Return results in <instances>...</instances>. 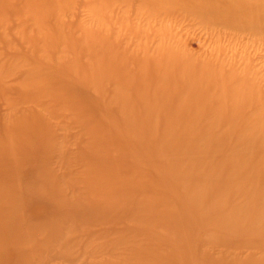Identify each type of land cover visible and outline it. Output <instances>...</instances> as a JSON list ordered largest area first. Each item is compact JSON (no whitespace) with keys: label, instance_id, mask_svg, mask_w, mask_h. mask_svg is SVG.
<instances>
[{"label":"rangeland","instance_id":"374dc122","mask_svg":"<svg viewBox=\"0 0 264 264\" xmlns=\"http://www.w3.org/2000/svg\"><path fill=\"white\" fill-rule=\"evenodd\" d=\"M38 1L42 8L0 0V264H264L262 216L253 229L219 231L162 186L166 176L183 174L185 184L203 174L180 171L183 162L264 154V128H255L264 114V24L253 21L264 3L243 10L252 0H219L209 11L188 0ZM109 64L123 71L119 82L104 71ZM92 69L105 95L130 94L135 75L150 83L148 96L180 85L190 95L194 80L208 87L219 80L233 98L218 101L216 87L206 86L205 101L237 107V130L163 138L167 118L157 114L151 136L128 137L127 118L142 123L151 115L140 102L121 111L116 91L97 94L80 80ZM247 117L255 123L245 125ZM248 177L264 183V167L248 165L235 180ZM226 179L214 182L239 184ZM230 193L223 192L230 206L243 204ZM219 214L213 208L211 218Z\"/></svg>","mask_w":264,"mask_h":264},{"label":"bare ground","instance_id":"6f19581e","mask_svg":"<svg viewBox=\"0 0 264 264\" xmlns=\"http://www.w3.org/2000/svg\"><path fill=\"white\" fill-rule=\"evenodd\" d=\"M32 1L34 3H37L34 5L33 8L37 9L36 6H38L39 8H42V5L40 4V2L38 0H32ZM40 1H42V0H40ZM234 1L236 2L237 0H234ZM160 2H162V1H160ZM187 2H188V4L190 3L193 5H195V2H199L197 5H202V6L204 5L202 8H206L209 11H211V9H214L215 7L220 6L219 0H188ZM34 3H32V4H34ZM259 3L260 4L264 3V0H252L251 4H248V6H246L244 4H240V6H241L240 8L243 10L244 9H246V10L250 9L251 10L252 8L254 9L256 7L262 6V5H258ZM254 5H255V7H253ZM255 11L257 13V16H256V19H253V21L256 20V21H254L255 23H259V24L263 23L264 24V11H262L261 9H258V8ZM39 18H41V17H39ZM96 68H98V67H95L93 69L96 70ZM93 69L89 73L81 76L82 78L80 80H82L83 83L89 84V82H90L92 85H94L95 88L98 89V91H97V94H98L99 91H102L101 83H100L102 80L100 81L98 79L100 77L98 75L96 76L94 74ZM99 69H101V68H99ZM104 69H105V67H104ZM117 69L120 70L119 68H117ZM118 70H116L115 67L113 68V66H110V64H109V67L107 69H105L104 71L112 74L111 77H109V78H112V79L117 80L119 82L118 79L123 78L122 75L119 76V74H121V73L123 74V71H121V72L119 71V73H118L117 72ZM121 70H123V68ZM97 72H101V71L99 70ZM129 72L130 71H128V74H129ZM158 72H157V75L159 76L163 71L161 70V73L159 72V74H158ZM185 75H186V73H185ZM185 78L186 77H184V79ZM128 79L129 78H127V80ZM131 79H132V82L129 84L130 85L129 87H131V89H132L131 92L134 93V96L130 92V90H126V93L129 91L130 94L132 95V96H130L129 99L133 98L134 101L129 103L131 100L128 102L126 100V98H128V97H126V96H128L130 94L128 93V95L127 94L121 95L117 91H119V92H122V91L118 90V88L115 87L116 88L115 91L117 93V94L114 93L116 95L115 100L120 101L122 103L121 105H118L117 107L120 106L121 111L126 110V112H128L127 111L128 108L130 106H133L132 103L134 104V103L138 102V105H139V102H140V105L142 103L145 106L146 112L148 114L147 116H149V115H151V116L148 117L147 121L142 120V123L136 121V120H141L140 118L139 119L135 118L136 114L134 116L135 120H133V118H127L126 119L127 125H126V121L124 120L125 124L122 128L125 127L124 130H126V129L129 130V133L127 132L128 137L136 138L137 136L141 135V134H139L140 132H138L139 130L146 131L145 136H151V133H152L151 129H152L153 125L155 124V117L157 114L163 115L165 118H167V126L164 128V131L161 134V137H163V138H165L167 136H171V135H173V137L174 136H180V135H178L179 132L176 133L175 131H184V132H182L184 134H181V136L189 135L192 133V131H197L199 135H202L205 132H206L205 134H207V132L210 131L209 129L212 128L211 129V132H212V130L215 129L213 127H217V126H218V128H220L219 133H222L224 131L230 132V131L237 130V127H235L236 126L235 124H236V121H238L237 119L240 118V116L237 117V115H236V117H234L235 116L234 114H236V111L238 110L237 107L234 108L232 111H228V109L226 111L224 109L221 110V109L217 108L216 103H212V102L208 101V99H207V101H205V98H204V97H206L205 91H208V90L211 91V89L213 91V89L215 87H216V91H217V93L216 92L215 93L218 96V99H216V100L221 101V100H225V99L228 100L231 97L233 98V95H234L233 91L234 90L229 89V93H228L227 92L228 87H226L228 84L224 85L222 82H219V80H218V82H215V85L208 87V84L206 85V83H203V81L194 80L192 83L193 85L189 86V88L192 89L193 93L190 95H188V94L186 95L187 88H184L185 85H180V82H178L179 84L178 83L177 84H178V86L179 85L180 86L178 89L175 88L176 89L175 91H174V88H172V90L170 92L166 91L165 89L164 90L161 89L160 91L159 90L155 91V92L153 91V93H150L148 96L147 91H150L148 89L150 83L148 81H145L144 78H142L138 75L131 76ZM152 79H154V78H152ZM51 81L52 80H50V82ZM173 81L171 82V80H170L169 82L174 83ZM155 82L157 83L158 81H155ZM175 82H176V80H175ZM153 83H154V81H153ZM224 83H226V82H224ZM165 84L167 85L166 82H165ZM169 84L170 83H168V85ZM245 84H246V82H245ZM162 85L165 86L164 83ZM205 87L208 88V90H204ZM246 89L249 91H246L245 93L251 94L250 87H247ZM113 90L108 91L109 92V95L107 94L108 98L111 95L113 97V94L111 93V92H115ZM121 90H123V89H121ZM122 93L124 94V92H122ZM235 93H236V91H235ZM105 94L103 92V94H100V96L105 95ZM95 95H96V91H95ZM107 95H105V96H107ZM173 95L176 97L175 99L172 98ZM103 97H101L102 100H104ZM96 100H98V99H96ZM87 101L90 102L89 99ZM112 101H114V100H112ZM112 101H110V102H112ZM107 102H109V100ZM100 103L101 102H99L98 104L100 105ZM115 103H113V104H115ZM220 103H222V102H220ZM113 104L111 103V105H113ZM192 104L196 105V109L191 111L189 109V107ZM102 106L103 105H101L100 107H102ZM244 106L241 107V109H243V108L245 109L246 106L245 107ZM135 107L136 106H134V108ZM96 108H95V110H96ZM136 108L134 110H136ZM191 108H193V107H191ZM120 109H119V111H120ZM239 109H240V107H239ZM102 110L103 109H101V114H102ZM106 110H108L110 112V109H108V107ZM186 111L189 113L188 117L183 118V117L178 116V114L179 115L183 114V112H186ZM134 113H137V111H135ZM103 114H105V113H103ZM120 114H122V113H120ZM98 116H100V115H98ZM124 116L125 115L123 112L122 117L124 118ZM141 116L142 115H140V117ZM262 116H263V119L261 117L257 120V123L255 125L256 129H259V128L263 129L264 128V114H262ZM112 117H110V118H112ZM104 118L105 117H103L101 119L104 120ZM242 118H245V117H242ZM107 119H108V117H107ZM98 120L100 121V117ZM112 120H113V118H112ZM120 120H122V119H119V122L122 123L123 121L121 122ZM223 120L228 121V124H225V126L221 127L218 123H219V121H223ZM245 120H243V121L245 122V125L247 124V126H251L253 123H255L254 120H252L248 117ZM106 121H105L106 125H109L108 127L110 128V124L107 123L109 120L107 122ZM105 123H103V124H105ZM198 124L201 125L202 128L199 127ZM220 124H221V122H220ZM120 125L122 126V124H120ZM117 126L118 125H116L115 127H117ZM196 126L199 128H197ZM118 127H120V126H118ZM113 128H114V126H113ZM115 129L116 128H114V130ZM117 129H119V128H117ZM244 129H246V128H244ZM121 130H123V129H121ZM190 130H192V131H190ZM116 131H118V130H116ZM147 131H150V132H147ZM202 131H204V132H202ZM195 134H197V133H195ZM240 160H241L240 162H237L233 159H230V160L228 159V160H224L222 162H215L214 161L212 163H205L204 161H199L197 163L183 162V163H180L177 165L180 167V171L182 169L183 170L185 169L184 171L187 172V168L190 169L192 167H196V168L201 167V169H204L203 170L204 172H202L203 174H197V172L192 173L193 175H198V178L188 180V181H186L185 184L182 183V177H184L183 174H181V175L178 174L176 176L172 175L169 177L166 176V178H169L167 181L168 183H166L162 186H164L165 189L169 190V192L168 191L167 192L168 193L171 192V194L173 196H175L176 199L184 207H188L189 214H191V215L197 214L198 217L201 219V221L204 222V224L208 225V224H211V222H212V225L219 231L229 230V231L234 232L235 230L241 231V230L246 229L247 227H245L243 229H240V227H243L244 225H246L248 223L247 225H249L248 226L249 229H250V227H251V229H253L252 227H256L257 226L256 224L260 223L258 221L259 220L258 216H262V218H264V201H263V199H264V183L260 184L258 182H255L254 179H256V178L253 179V178H249V177L245 178L246 181H243V182L240 181V183H239L240 179L235 180L236 179L235 176H238V174L241 170L244 171V169L248 168V165H250L252 167L253 166L259 167V169L264 167V164H263L264 163V154L263 153L256 154V155H253V156H250L247 158L245 157L244 159H240ZM147 164L154 165L157 167H161V164H163V163H161L160 161H153V159H151L150 161L147 162ZM164 166L166 168L171 167L170 165L169 166L164 165ZM166 174H169V172ZM203 175H205L204 176L205 178H203ZM226 175L228 176V178H231V179L233 178L236 182L238 181L237 183H239V184L234 185L235 184V182H234L233 185L232 184L225 185V184H220V182H219V184L216 185V183L214 181H219L218 179H221L223 177L225 179ZM215 176H218L219 178L216 177V179H217L216 180ZM221 176H223V177H221ZM200 178H202V179H200ZM208 178H209L208 181H210V179H211L214 183H210V184L208 183L209 186L208 187L205 186L206 188H204V184H205L204 180H206ZM164 179H165V176H164ZM194 180H196V182ZM226 180H228V179H226ZM230 180H228V181L230 182ZM167 184H170L169 188L167 187ZM226 189H229L232 192V194L231 193L230 194L232 195L231 197H233V198L237 197V196L239 197V195H241V197L244 198L243 204L230 206V203H231V200L229 199L230 197L227 198V196H226V199H224L225 197L223 198V192L226 191ZM227 194H229V193H227ZM212 201L216 202L217 206L215 205V207L214 206L211 207ZM213 208L218 209V212L220 213L219 217L211 218V213L213 211Z\"/></svg>","mask_w":264,"mask_h":264}]
</instances>
